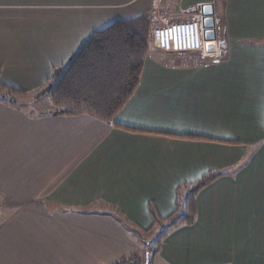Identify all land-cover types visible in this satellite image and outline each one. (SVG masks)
<instances>
[{
    "label": "crops",
    "instance_id": "1",
    "mask_svg": "<svg viewBox=\"0 0 264 264\" xmlns=\"http://www.w3.org/2000/svg\"><path fill=\"white\" fill-rule=\"evenodd\" d=\"M154 1L0 0V83L27 98L91 32L156 3L210 5L189 39L220 52L150 47L111 123L0 101V264H264V0ZM214 172L194 223L150 253L152 208L169 217L178 187Z\"/></svg>",
    "mask_w": 264,
    "mask_h": 264
},
{
    "label": "trees",
    "instance_id": "2",
    "mask_svg": "<svg viewBox=\"0 0 264 264\" xmlns=\"http://www.w3.org/2000/svg\"><path fill=\"white\" fill-rule=\"evenodd\" d=\"M148 49L149 17L146 14L116 20L91 32L67 63L57 69L44 85L53 107L51 114H85L113 122L140 82ZM26 94L24 90L0 83L2 102L15 105ZM221 174L214 172L194 183L181 184L176 192V208L167 218H160L152 208L154 224L147 231L161 222L165 225L154 239L148 241L150 253L159 248L169 231L179 225L194 223L198 193ZM155 245L157 247L153 248Z\"/></svg>",
    "mask_w": 264,
    "mask_h": 264
},
{
    "label": "rangeland",
    "instance_id": "3",
    "mask_svg": "<svg viewBox=\"0 0 264 264\" xmlns=\"http://www.w3.org/2000/svg\"><path fill=\"white\" fill-rule=\"evenodd\" d=\"M154 2L152 4V6L154 5ZM156 7H157V3H156ZM199 7L201 8V10H199L198 7L197 8L195 7V8H191L190 10H187L185 12H181V13L180 12H177L178 14H176V12L175 13H172V12L166 11L163 8H158V10H157L156 13L159 14V15L161 14L160 15L161 18H162L163 15H165L167 18H170L169 23H172L173 26L176 27V29H179V27L177 26V23H179L180 19H176V18L182 16V14L185 15L186 17L191 18V19H192V16L193 15H196L199 12L202 15L201 16L202 18L203 17H206V16H208V17H210V16L214 17V14H213L214 12H213L212 9L210 10V8H211L210 5L208 7V4L207 5L202 4ZM204 10H205V12H203ZM151 13H152V11H151ZM198 17H200V16H198ZM209 21H211V20H209ZM151 23H152V19L149 18V49H150V47L151 48L158 47V45L155 42H151ZM213 24L208 25L209 29H214V25ZM196 31H197V29L192 30L191 31V35L192 36H195L196 34H198ZM177 32L178 33H182V30L177 31ZM194 32H196V33H194ZM167 34L168 35L171 34L173 36L174 35V31H172L171 33H168V31H167L166 32V36H167ZM170 39H171V41H170L171 42L170 43V46H171L170 47V50H176L177 51V50H189L190 48L192 50L195 49V51L199 52L202 55V58L203 59H207V60H209V59L211 60L215 56H218L219 53H220L218 47H216L217 46V43L216 42L219 40V38L215 34H212L211 36H209L208 34H206V37L205 38L202 35L200 37L198 36L197 41H195L194 40V37H193L190 41H185L182 44H179V40L176 37H171L170 36ZM187 43H189V45ZM149 49H148V51H149ZM206 50H207L208 54H206ZM44 87L41 89L42 91L40 90L41 91L40 93H39V91H36L34 93V95H31L30 96V98H27V96L21 97L18 100L17 104H15V106H23L32 115H40V114L51 113V110L53 108L52 107V103H51L48 95L45 93ZM181 193H182V191H181ZM164 225H165V223L161 222V224H158V225L154 226L153 230H151L150 232H148V233H150V235H148L147 238H149L150 240L151 239H154L157 236V233L159 232V230L162 229L164 227ZM146 232H147V230H146ZM155 247H156V245L153 248H155ZM142 262L144 264H146L147 263V257H145L142 260Z\"/></svg>",
    "mask_w": 264,
    "mask_h": 264
},
{
    "label": "built area",
    "instance_id": "4",
    "mask_svg": "<svg viewBox=\"0 0 264 264\" xmlns=\"http://www.w3.org/2000/svg\"><path fill=\"white\" fill-rule=\"evenodd\" d=\"M157 7L153 10L152 12V23H151V42H155L158 47L161 48H165V49H169L170 46V36L171 37H176L179 40V44H182L185 41H190L189 37L191 35V33H189V30H192L193 27L195 26V28L197 27V25H202V20L203 18L201 17V14L198 13L196 15L192 16V19L186 16H180L176 19H180L179 23H177V26L179 27V29H176L175 26H173L172 23H169L170 18H167L165 15L162 16V18L160 17L159 14H157ZM200 16V17H198ZM198 17V18H197ZM168 31L172 32L174 31V35L172 36L171 34H167L166 36V32L162 33V31ZM182 30V33H178L177 31ZM192 36V35H191ZM189 45V43H187ZM168 47H167V46ZM137 259L135 257H125V258H121L118 259L116 261V264H137Z\"/></svg>",
    "mask_w": 264,
    "mask_h": 264
},
{
    "label": "water",
    "instance_id": "5",
    "mask_svg": "<svg viewBox=\"0 0 264 264\" xmlns=\"http://www.w3.org/2000/svg\"><path fill=\"white\" fill-rule=\"evenodd\" d=\"M149 253L147 252V255H148ZM148 261H149V257L147 256V263L146 264H148Z\"/></svg>",
    "mask_w": 264,
    "mask_h": 264
}]
</instances>
